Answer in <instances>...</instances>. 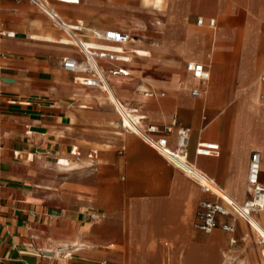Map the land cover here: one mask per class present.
<instances>
[{
    "label": "crops",
    "instance_id": "0c3cea01",
    "mask_svg": "<svg viewBox=\"0 0 264 264\" xmlns=\"http://www.w3.org/2000/svg\"><path fill=\"white\" fill-rule=\"evenodd\" d=\"M181 1L178 16L195 25L198 12L188 0ZM122 2L51 0L66 22L83 24L84 41L105 48L118 46L97 40L94 28L134 36L115 27L120 22H106L122 17ZM231 8L218 22L228 32L216 49V62L227 67L224 71L212 70L211 33L187 37L182 26L166 34L161 29L166 40L160 60L129 61V52L118 47L119 60L98 63L106 81L118 75L123 78L120 85L138 93L161 92L134 100L129 107L146 115L145 124L176 120L168 134L172 149L178 145V127L190 128V162L243 202L249 198L247 176L254 151L263 156L264 183L262 140L258 130L256 134L242 122L241 116L248 119L250 111L239 106L242 95L257 87L264 108V80L259 75L264 70V41L252 48L259 84L248 83L241 94L243 57L252 49L237 43L248 24L245 9ZM240 10L243 24H221ZM132 16L128 11L123 16L130 25ZM199 16L216 19L215 26L207 25L217 27L216 17ZM64 36L66 32L31 2L0 0V264H264V238L236 214L220 215L210 233L196 226L200 200H216V195L203 192L197 180L140 135L123 130L104 89L80 83L79 73L63 68L66 56L84 58L76 45L62 42ZM183 46L202 48L203 60L190 59L198 57L196 49L187 56ZM189 62L203 63L209 79L194 77ZM118 68L127 74L112 72ZM193 89L200 94L192 95ZM206 141L218 142L219 151L197 154L198 143ZM61 157H69L73 165L59 170ZM255 214L261 217L260 211ZM222 223L235 226V231L224 230Z\"/></svg>",
    "mask_w": 264,
    "mask_h": 264
},
{
    "label": "built area",
    "instance_id": "2783aa9c",
    "mask_svg": "<svg viewBox=\"0 0 264 264\" xmlns=\"http://www.w3.org/2000/svg\"><path fill=\"white\" fill-rule=\"evenodd\" d=\"M16 1H29L39 9L47 13L50 18L63 29L72 44L76 45L84 55L83 60L74 57L66 56L63 58L62 66L65 70L70 72L79 73L76 79L85 85L95 86L104 89L106 85V78L98 63L99 59H106L109 61L119 60L120 50L118 47L105 48L95 47L87 43L82 38V31L84 26L77 23L74 26L68 25L67 22L60 16L59 12L52 6L51 0H16ZM62 2H78L79 0L69 1L60 0ZM210 26L216 24V20L211 18L208 20ZM198 24H205L202 17L198 18ZM8 36H13V32H7ZM96 38L107 41L116 46H122L133 37L129 32L118 29H106L102 33H94ZM187 69L192 72L193 76L201 79L208 80L210 71L201 62H189ZM113 73L127 74L126 70L118 68L112 71ZM261 79L264 80V70L260 74ZM199 89H193L192 95L198 96ZM121 104V103H120ZM128 123L124 120L120 122V127L129 132H135L140 135L148 144L153 146L167 159L181 167L187 174L192 176L199 182L203 192L214 193L217 197L216 200L202 199L199 202L196 211V226L206 233H210L219 225L218 217L220 215L237 214L241 218L249 221L252 212H258L264 204V183L261 181V152L254 151L250 157V165L247 176V191L249 198L243 202L231 197L224 189L219 187L208 175L198 169L193 163L190 162L188 157V144L190 140V128L185 126L178 127L177 130V148L172 149L169 146L168 134L173 131L176 125V120L171 124L159 125L156 123L145 124L146 115L137 107H129L126 110ZM220 144L214 141L200 142L197 145L196 153L201 155H211L219 151ZM93 217L98 218L97 214ZM221 227L229 232L235 231V226L229 223H222ZM233 243L236 242L232 238Z\"/></svg>",
    "mask_w": 264,
    "mask_h": 264
},
{
    "label": "rangeland",
    "instance_id": "374dc122",
    "mask_svg": "<svg viewBox=\"0 0 264 264\" xmlns=\"http://www.w3.org/2000/svg\"><path fill=\"white\" fill-rule=\"evenodd\" d=\"M216 1H217V3H216V6L214 7V12H212V13L202 9L198 5V0H188V2H187L188 6L191 8H194L196 10V12H198L199 15H203L206 17H216L217 18V27L216 28H211L207 25L208 19L205 20V22H206L205 26H202V25L199 26V24H198V18L200 17L199 15H196L193 17V22L197 27L193 24H190L189 21L187 20V17H184L182 19L177 20V18L175 16H173L171 19H165L166 24L163 28V32H165L164 34H166L168 29L171 30V28L174 29L177 26L183 27L186 34L188 35L187 37H192V33H198L200 31H202V32L204 31L206 33L210 32L212 39L214 41L212 50H210V52H208V55L212 59V70H214L215 67L220 69V70H224L227 67L221 63L216 62V49H218V47H219L218 40L221 38V36L225 37L228 32L223 30L220 23H218V22L221 20V18H226L229 15L228 11L230 12L233 10L230 7L231 5H233V7H235V8L240 7V6L243 7L247 13V16H248V24L244 27V29L241 30L239 37H238V40H237V43L239 45H242V46H244L243 44L246 43L247 45H245L244 47L246 49H250V48L252 49V48L256 47L260 41H264V0H255V1H253V0H216ZM129 2H130V0H123V2H122L123 8L121 10V13H122L121 18H117L115 20L107 18L106 22H109V23L112 21L120 22L121 25H117V26L114 25V26L118 27V28H123V29L129 30L130 29V19L123 17L125 15V11L129 12V10H128ZM179 9L181 11L183 10L182 1L179 3ZM236 14H238V15L234 14L232 16L233 17L232 19H231V17H229L227 20L223 19L221 21V24H230L232 22L234 24H238L239 26L241 24H243V20H242V17L244 16L243 11L240 10ZM235 17H238V18H235ZM163 32L161 31L160 33H157L156 31L149 29V31L147 32L148 40L140 43L138 46V48L140 49V50H138V52L142 54L144 60H146V61H157V60H160L162 58L163 46L165 45V40H166V37L163 39V35H162ZM188 32H191V33H188ZM223 32H225L224 35H223ZM154 39L158 40V44L155 45L151 42V40H154ZM97 40L102 41V42H107V41H104V40L99 39V38ZM130 42H131V40L129 42L125 43V45L118 46V47L121 48V47L127 46ZM205 43H206V46H208L209 43H211V42L209 39H206ZM192 47L193 46H191V47L183 46L182 52L184 54H186L187 56H189L190 52H192L193 49H196L197 50L196 52H198L197 53L198 57H190V59L203 60L202 59V57L204 55V52H202L203 49L202 48L200 49L197 46L193 47V48ZM248 52L243 57V62H242V66H243L241 69L242 83L251 81V82H253V84L254 83L259 84V79H260L259 76H255V74H253V72H254L253 49L249 53ZM260 72H259V75H260ZM187 75H188V78H190L188 73H187ZM190 79H193V78H190ZM208 85H209V87H211V81L208 83ZM256 89H257V87H256ZM257 90L255 91V96L260 97ZM102 92L106 93V95H107L105 88ZM240 93L241 94L244 93L243 84H242V90L240 91ZM209 94H210V88H209L208 95ZM156 96H161V92H158V94ZM243 96H245V94L242 95V97ZM107 99L110 100L108 97H107ZM240 108L241 109H248L250 111L248 119H245V116H241V118H244L242 120V122L248 123L249 126L256 133V124H257L258 119L255 116V114L253 113L251 107L248 104H240ZM257 137H258V135H257ZM263 141H264V139L261 141L262 145L260 148V150H262V151L264 150ZM263 153H264V151H263ZM260 213L262 216L263 212L260 211ZM237 216H239V215H237ZM253 232L258 236L261 235V231L254 229Z\"/></svg>",
    "mask_w": 264,
    "mask_h": 264
},
{
    "label": "bare ground",
    "instance_id": "6f19581e",
    "mask_svg": "<svg viewBox=\"0 0 264 264\" xmlns=\"http://www.w3.org/2000/svg\"><path fill=\"white\" fill-rule=\"evenodd\" d=\"M69 1H74V0H69ZM253 1H255V0H253ZM180 2H181V0H130L128 10H129V13L131 15L133 14V16H132L133 21H132V24L130 25L129 30L134 34V36L131 38V42L127 46L121 47V49H123L124 51L129 52L128 56L126 55L129 61H132L133 58H135V57L138 59L144 60L142 54L139 53L137 50V45L148 40L147 32L149 31V29H152V30L156 31L157 33H160L161 29L163 30V28L166 24L165 19H171L173 16H175L177 18V20L183 18V17L178 16V14L182 12L179 9V3ZM216 3H217L216 0H198V5L202 9L209 11L210 13L214 12V7L216 6ZM228 13H229V11H228ZM136 14L138 15V17H136ZM202 18L204 19V17H202ZM67 24L74 26L77 23L67 22ZM150 24L153 26V28L150 27ZM105 29H106V27H105ZM93 30H94L93 32H96V34H99V35L103 31L100 28H94ZM188 33H191V32H188ZM206 34H207L206 32L200 31L198 33H192V36H198L199 38H202ZM224 34H225V32H223V35ZM50 37H52V36H50ZM223 37L224 36H221V38L218 40V42ZM58 40H60V39H58ZM62 42L73 43L68 36L62 37ZM151 42L155 45L158 44L157 39L151 40ZM89 44L92 46L98 47L97 43H89ZM218 45L220 46V44H218ZM243 45L245 46L247 44L245 43ZM107 78H108V73H107ZM115 82H117L118 84H115ZM121 82H123V78L121 76L115 75L113 77H109L107 82H106V85L104 87L107 91V95L104 92H102V93L105 95L106 98L108 97L110 99V101L114 104V106L116 107V111L118 113L120 122H122L124 120L125 123H128V117L126 115V110L129 108V106H130L129 104L134 100L145 101V100H147V98L149 96L154 95V94L157 95L158 92L157 91L151 92L150 90H142L141 92L138 93L133 88L129 89V88L125 87L124 85H120ZM250 82L251 81L243 83V90L244 91H246V89L249 88L248 85L250 86V84H248V83H250ZM163 84L166 85L167 81L164 80ZM251 84H253V82H251ZM256 90L257 89L255 88L254 92L250 95L245 94V96H243L240 99V104H248L251 107L253 113L255 114V116L258 119L257 124H256V130H258L259 138L261 140H263L264 139V108L262 107L263 103H262V100L260 99L261 97L255 96ZM119 101L121 102V104ZM146 107H147V105H146ZM65 155H63V156H65ZM261 156H262V153H261ZM68 158L69 157H61L58 160V162L56 164H57V167L59 170H64V169L69 168L73 165V163H71L70 159H68ZM56 160H57V158H56ZM262 161H263V156L261 158V167H262ZM263 167H264V165H263ZM259 210L263 212L262 216L260 218H258V216H256V214H255L256 212H252L251 216L249 218V221H247L245 219L244 220L249 225V227L252 229V231L254 229L261 231L260 237L264 238V204H263V207Z\"/></svg>",
    "mask_w": 264,
    "mask_h": 264
}]
</instances>
